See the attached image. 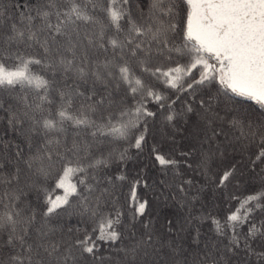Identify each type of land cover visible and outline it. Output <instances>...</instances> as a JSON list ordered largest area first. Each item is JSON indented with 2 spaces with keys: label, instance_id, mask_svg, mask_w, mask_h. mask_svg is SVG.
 Masks as SVG:
<instances>
[{
  "label": "snow or ice",
  "instance_id": "1",
  "mask_svg": "<svg viewBox=\"0 0 264 264\" xmlns=\"http://www.w3.org/2000/svg\"><path fill=\"white\" fill-rule=\"evenodd\" d=\"M5 90L0 264H105L101 248L117 241L123 246L109 264H225L223 257L241 248L264 261L250 243L264 240V220L251 219L264 213V187L242 200L232 196L239 207L223 223L192 213L206 189L238 185L242 167L264 181V0H15L10 7L0 0ZM248 101L260 106L259 115L244 112ZM149 102L171 126L169 139L180 134L187 142L181 160L150 147L162 169L187 170L161 181L163 199L188 210L182 223L166 221V234L142 219L152 205L137 194L148 187L141 179L130 182L123 224L114 180L126 177L108 174L130 159L129 148L148 144L149 118L157 116ZM9 134L14 139H5ZM73 216L76 225L68 226L65 217ZM204 219L227 237L223 250L212 239L200 247L198 230L194 254L168 239ZM136 223L143 231L133 229Z\"/></svg>",
  "mask_w": 264,
  "mask_h": 264
},
{
  "label": "trees",
  "instance_id": "2",
  "mask_svg": "<svg viewBox=\"0 0 264 264\" xmlns=\"http://www.w3.org/2000/svg\"><path fill=\"white\" fill-rule=\"evenodd\" d=\"M8 6L10 7L15 0H6ZM23 2V0H21ZM29 3H34L35 0H28ZM98 18L103 19V14L99 11L93 13ZM90 27V26H89ZM179 42V41H177ZM181 63H184L183 60H180ZM32 71L37 73H42V70L38 66H32ZM195 74V73H194ZM160 90L165 92L166 95L172 96L173 93L170 90H166L163 86H160ZM20 89L17 87L16 92H19ZM0 95L7 98L8 91L5 90L0 92ZM119 96H116V99H119ZM129 106L132 104V100L128 101ZM177 110H179V104H177ZM148 108L150 111L157 112V116L149 118V127L151 129V135L149 136L148 144L145 145L142 151L136 150L134 148H129L127 155L130 157L123 165H113V167L108 171V174L111 176L123 174L126 179L122 181H115L116 188L114 191L117 196L120 197V203L123 206L125 211V217L123 224L127 225L129 223L127 215V206L125 200L127 194L130 191V182L141 179L147 182L148 187L143 185L137 188V194L143 199H149L152 209L150 214L142 219H151L153 221L152 227L158 234H166L168 219L175 217L179 222H183L184 217L187 215L188 210L186 208H181L172 200L165 201L161 194L166 196L168 193L164 190L161 185V181L168 182L176 179L174 177V172L179 171L182 174H186V169L180 167L179 169L164 168L162 169L160 165L152 158V153L150 147L152 144H156L162 151L163 154H171L174 159L181 160L179 156L180 151H185L187 149V142L183 139L180 134L175 135V143H173L169 138L173 136L172 129L170 125H167L163 121V113L158 111V106L154 102L148 103ZM260 106L253 101L246 102L244 112L251 115H259L261 113ZM3 114L0 113V116ZM177 127H180L182 121H177ZM5 126L0 124V131H4ZM72 129H69L71 133ZM10 134L5 136V139H10ZM17 143L19 141L17 140ZM105 144H112L113 147L117 149L128 148L127 143L123 141H112L111 139H106ZM182 163V161H181ZM241 171L244 172V176L239 180L237 185L235 182L229 184L225 189L216 190L214 188H208L200 195V200L197 201L192 207L193 215L200 216H213L216 219L220 220L223 223L226 215L236 208L239 207V200L231 199L232 196L239 197L241 200L252 194L254 191H259L261 187H264V181L261 180L259 175H252L247 172L246 168H241ZM259 170H257L258 172ZM75 177L73 181L75 182ZM123 194V195H121ZM193 194H195V189H193ZM264 203V201H262ZM253 222H258L264 220V213L257 211L251 217ZM76 217H65V221L68 226L76 225ZM248 224L241 225L238 228V231L243 237L248 231ZM134 230L138 232L143 231V228L136 223L133 225ZM119 231H124L125 236L127 232L124 228L118 229ZM199 231V241L200 247L208 239L214 241H219L220 247L223 250V246L228 243L227 237H218L214 225L210 219H204L202 222H195L194 226L189 227L186 231L179 233L178 235L168 236V239L176 241L178 244H182L185 249L186 254H194L198 251L197 242L194 239L196 231ZM127 240H125V243ZM252 247L257 251H264V240L257 238L253 241H250ZM121 242L117 241L114 245L105 244L100 251V255L105 257V264H109V259L114 258L118 260V257L115 255L116 249L122 247ZM225 264H264V261L258 259L257 256L252 254H246L245 251L241 248L235 255L227 254L223 257Z\"/></svg>",
  "mask_w": 264,
  "mask_h": 264
}]
</instances>
